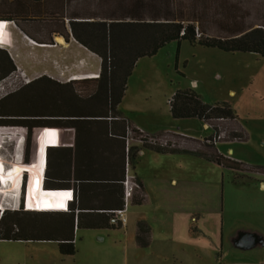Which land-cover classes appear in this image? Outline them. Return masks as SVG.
Wrapping results in <instances>:
<instances>
[{"label": "rangeland", "instance_id": "374dc122", "mask_svg": "<svg viewBox=\"0 0 264 264\" xmlns=\"http://www.w3.org/2000/svg\"><path fill=\"white\" fill-rule=\"evenodd\" d=\"M177 1L184 5L189 2ZM232 1L239 7L238 11L241 15L246 13L243 19L246 22L262 20L264 0ZM48 17H51L49 13L45 15V18ZM206 22L205 27L208 31H204L202 36L215 37L227 33L220 31L213 20ZM50 34L49 31H34L31 38L36 42L51 44ZM28 40L30 39L23 38L17 32L13 35V43L20 49L18 51L20 58L17 60L19 66L13 62L8 52L3 50L9 62L7 67L0 70V79L11 72L16 73V67H19L20 72L29 81L26 84L21 80L17 81L16 87L19 88L0 99V121H13L12 123L26 121L32 124V127L0 124V129L24 132L26 138L23 140V148L21 147V159L29 162H32L36 156L42 157L44 161L46 145L44 128L47 130L49 162L47 174L50 179L47 186L52 188L55 186H51V183H59L54 181L58 173L70 176L73 170L76 135L74 128L51 124V121H58L60 118L51 114H57L56 111L58 113L68 111L61 107L65 90L59 92L53 89L56 88L55 83L77 80H68V78L80 69L73 65L76 63L75 56L68 55V51L65 50L61 54L51 53V48L44 50L29 43ZM85 62L88 65L85 64L81 70L85 67L93 69L97 67L95 68V77H97L100 58L96 55L93 60ZM7 68L9 70L5 72ZM41 76L42 81L33 82L32 86L25 87ZM191 80H195L196 84L191 85ZM127 81V92L117 107L124 117L136 118L141 122L142 129L152 136L159 131L174 130L193 138L175 137L179 147H175L177 149L175 152H163L167 153L166 156L164 154L156 156L151 152L156 150L142 147L143 151L150 153L149 156L141 157L142 171H147L152 178L147 179L150 200L140 205L129 202L126 208L129 211L126 214L129 220L134 216L149 220L150 242L146 245L137 244L131 225L127 228L122 225L118 228L75 229L73 255L61 254L57 241L51 239H0V264H229L253 260V253L257 250L230 248L226 239L224 248L230 251L223 259H219V244L216 246L215 241H220L222 182L225 201L223 231L226 235L230 230L227 213L230 211V215L233 214L228 203V195H236L233 198L242 196L237 191L230 192V182L234 180L238 170L221 165L213 168V161L199 154H208V150L213 148L203 140L211 134V128H204L197 118H172L168 100L176 90L192 87L205 102L228 104L235 111L239 123L246 131L247 139L218 140L217 149L222 153H227L231 149L230 156L241 160L248 167L264 166V58L252 52H227L217 47L193 45L187 40L171 41L159 48L155 54L140 57ZM95 88V84L84 85L75 82L73 85L74 91L83 97ZM219 122L223 127L230 124L225 119ZM1 139V157L5 166L10 167L14 152V135H3ZM184 143L186 144L183 145ZM129 168L133 173L131 164ZM239 172L245 177L256 178L257 184L259 181L257 179L264 177L260 176L261 171L256 169ZM157 175L161 176L155 179ZM25 178L23 177V192L21 190L20 193L15 188L9 191L7 183L3 186L0 184V203L6 206L4 210L10 212L6 221L27 227L30 234H41L42 229L51 234V226L62 221L59 215L36 211L29 214L13 213L23 208L22 193H24ZM171 179H175L176 184L172 183ZM136 193L141 195L140 191ZM17 200L21 202L19 207L11 209L14 203L17 204ZM96 203L99 204L98 201ZM217 203L219 218L215 219L213 208H216ZM45 209H51V201L45 202ZM234 219L233 217L232 221ZM39 228L41 229L36 231Z\"/></svg>", "mask_w": 264, "mask_h": 264}, {"label": "trees", "instance_id": "16d2710c", "mask_svg": "<svg viewBox=\"0 0 264 264\" xmlns=\"http://www.w3.org/2000/svg\"><path fill=\"white\" fill-rule=\"evenodd\" d=\"M134 1L135 4L133 3L131 6L138 8L140 11L137 12L142 13L141 9L143 10L145 4L142 3V0ZM213 1H215L213 2V22L216 23L220 31L227 32L225 35L219 34L215 37L200 35L197 37L196 29L200 34L204 31H200V24L198 22V25H196V20L180 18H165L163 20L154 18L145 20L140 13H132L131 16L134 17L131 20L125 21L121 19L108 23L98 22L95 26L94 24H90L91 26L86 28L85 31H76L73 25L71 27L72 31H69V33L66 31L60 33L65 41L68 40L69 34H71L77 42L100 58V70L97 77L79 78L75 81L55 83L57 89L55 87L54 89L52 88L59 92L65 90L66 94L62 96L61 107L68 109V111L59 113L56 111L55 113L57 114H51L52 116L60 117L59 120L57 119L58 121H51V124L74 128L76 134L74 138L75 148L73 150L74 166L70 174L74 180L72 186L76 191V200L71 202L68 208L65 205L63 209H45L46 201L62 199L59 195L60 190L64 189L47 186V182L50 179L47 174L49 162L47 159L48 135L46 130L44 187L41 190V208L35 211L59 215L62 221L51 226V234L46 233L42 229L41 234L34 235L28 232L27 227L13 221H6L7 215L10 212L3 210L0 213V239H51L57 241L58 250L61 254L73 255L75 253V228L119 227V225L109 223V214L105 210L118 208L122 205L121 180L124 177L125 161L123 136L129 122L117 107L124 96L127 78L136 61L140 57L155 54L159 48L168 42H179L180 40H187L193 45L217 47L227 52H252L258 54L260 57H264V24L261 27L244 31L246 22L243 19H245V15L239 13V7L236 6L235 2L228 4L227 0ZM218 15H221V17ZM262 19L264 23V15ZM3 50L6 49H0V70L7 67L6 65L9 62ZM8 70L9 68L5 69V72ZM42 80L41 76L32 80V83L25 85V87L32 86L34 83ZM75 82L84 85L95 84L96 88L86 97H83L74 91L73 85ZM48 89L46 88V90ZM20 92L22 93V90ZM52 102L56 101L52 100ZM168 105L172 118H197L211 127V134L203 140L213 146L212 150L209 151L207 149L208 154L196 151L195 153L205 155L218 165L234 170L256 169L264 172V166L254 168L244 166L243 163L219 153L215 148V143L218 140L245 141L247 139L246 131L239 123L235 111L228 104L205 102L192 87H189L176 90L169 98ZM56 106L58 107V105ZM224 119L230 123L229 125L226 124L225 128L219 122ZM53 120L55 119L53 118ZM12 122L0 121V124H15L24 126L25 128L32 127V124L26 121ZM33 126L39 127L38 125ZM223 131L224 135L217 137ZM162 133L160 132L155 136H160ZM140 145L152 148L158 152H175L177 150V147L160 146L146 141ZM138 150L139 147L137 146L129 148L128 160L131 165L134 163ZM42 160V157L36 156L31 163L42 164ZM57 176L56 178L59 179L63 174L58 173ZM21 190L23 192V183ZM98 194H101L100 196L103 200L102 202H98L99 204L87 202L85 199L84 201L81 200L84 196L90 199L93 195ZM141 199L142 196L135 193L131 202L139 203ZM23 202L24 200L22 204ZM65 209L67 210L65 211ZM19 212L25 214L32 213V211L23 208L13 213L17 214ZM40 229H36V231ZM148 233V225L144 221H138L137 233L135 235L137 244H148Z\"/></svg>", "mask_w": 264, "mask_h": 264}, {"label": "crops", "instance_id": "0c3cea01", "mask_svg": "<svg viewBox=\"0 0 264 264\" xmlns=\"http://www.w3.org/2000/svg\"><path fill=\"white\" fill-rule=\"evenodd\" d=\"M188 1H189L188 4L184 5V3L177 0H142V3H144L145 6L143 10L141 9L142 13H140L137 12L140 11L138 8L131 6V4L133 3L135 4L134 0H4V2L0 0V21L6 22V26L3 29V31H5L3 48L7 50L13 62L17 66H19V64H17V60L18 58H20V55L18 54V51H20V49L17 44L13 43V35L15 34V32H17L18 34H21L23 38L31 39L32 42L36 43L34 45L38 47H39L38 44L45 45L44 47L40 46L39 48H43L44 50L51 48V53L59 52L61 54L63 53V51L65 52V50L68 51L69 53L68 55L75 56L76 63L73 65L76 66L77 69H80L76 72H73L71 76H74V78H93L96 75L95 70L97 69V67H95L96 69L85 67L84 70H81V68H84V65L86 64L85 62L86 60L91 61L94 58H96V55L90 52L83 45L78 43L71 36V34H69L68 40L65 41L60 33H62L63 31L69 33V31H72L71 27L73 25L76 31H85L86 28L91 26L90 24H94L95 26V24L98 22L108 23L111 21H117L121 19H124L125 21L131 20L134 17L131 16L132 13L133 14L140 13L145 20H151L154 18L160 20H163L165 18H175V19L180 18L186 20L192 19V20H196L195 22L196 25H198L197 23L199 22L201 27L200 31H208L205 25L207 24L206 22L207 20H213V0L211 1L188 0ZM227 2L228 4L234 3V1L232 0H227ZM208 7H210L211 10ZM262 11L264 15V10L262 9ZM48 13L51 15V17L45 18V15ZM10 16L14 18H11ZM12 19L13 21H11ZM263 24H264L263 19L259 22H252V23L246 22L244 31H248L255 27H261ZM34 31H49L51 33L50 34L51 44L44 42H36L32 40L31 36L33 35ZM57 38H60L61 41H58ZM256 55L260 57L258 54ZM80 61H83L84 63ZM86 65H88V63ZM127 83H126V89L124 95L127 92L126 91ZM195 84H196L195 80H191V85H195ZM125 118L132 126L138 127L140 129L143 128L141 122H139L136 118H128L126 116ZM201 123L204 128H211L207 123H203L202 121ZM166 131L169 133H182V132H176L174 130L173 131L165 130L163 132ZM158 133H160V131ZM184 135L186 138L193 139L191 136H187L186 134ZM185 144L186 143H184L183 145ZM131 145L139 147L136 158L134 160V163L131 165V168L137 181L141 185L140 193L142 199L139 203H136V205H140L150 200L149 192L147 189V179H152V178L148 175L147 171L144 170L142 171L143 167L141 166V159H142L141 157L149 156L150 153L147 154L146 151H143L144 150L142 149L143 146H141L139 143L133 142ZM215 148L217 149L216 143H215ZM217 151L223 155L229 156L231 159L235 161H239V162L241 161L239 159L232 158L230 156L229 153L231 149H229L227 153H222L218 149ZM151 152L152 153L154 152L153 154H156V156H162L163 154L164 156H166L165 154H167L158 151H151ZM138 156H140V158H138ZM171 156H176V155H171ZM198 158L202 159V157H198ZM216 165L218 164L213 162V168H217ZM244 166H246V164ZM242 172H239L238 170V172L235 173L234 180L230 182L231 183L230 192L237 191L238 194L242 196H237L233 198V196L236 195H231V194L228 195L229 196L228 203L230 204L233 210L232 215L235 219L232 221L233 217L232 215H230V211H228L227 220L230 221L231 227L229 225L230 230H228V233L226 235L224 234L223 231V222L225 216L224 213L225 201H224V184L222 182V197L220 203V211H221L220 241L219 242L215 241V244L216 246L219 244V250H220L219 259H223L224 256L227 255V253L230 251L229 249L224 248L225 239L230 244L229 246L230 248L233 249L237 248L239 250H249L254 248L255 250H257L255 253H253L254 254L252 256L253 260L231 262L229 264H262L264 263V177L261 179H257L259 180L257 184L255 180L256 178L251 176L245 177V175ZM259 175L264 176V172H260ZM160 176L161 175L159 176L157 175L155 179H158V177ZM221 176L223 178L224 176L223 172ZM54 181H57L59 183L56 184L51 183V186H55L52 188H64V189L73 187L72 184L74 182L73 177L71 175L66 176V174L59 179H54ZM171 182L176 184L175 179H171ZM100 195L101 194L93 195L92 198L87 199L85 198L86 196L85 194V196L81 200L84 201L85 199L87 202H97V201L102 202L103 200ZM131 203L135 204L134 202ZM65 205H66V201H64L63 199L51 201V209H55V210L63 209L65 208ZM128 211L129 209H126V213ZM213 212L215 219L219 218L218 203L216 208H213ZM138 221H144L148 225L149 227L148 243H149L150 230H151L148 222L149 220H144L143 218H141V216H134V218H131V220H129V217L126 214V222L124 227L127 228L128 226L130 227V225L133 227L134 239H135V235L137 233ZM75 229H79V228H75ZM87 229H102V228H87Z\"/></svg>", "mask_w": 264, "mask_h": 264}, {"label": "built area", "instance_id": "2783aa9c", "mask_svg": "<svg viewBox=\"0 0 264 264\" xmlns=\"http://www.w3.org/2000/svg\"><path fill=\"white\" fill-rule=\"evenodd\" d=\"M3 22V21H0ZM196 36L199 37L201 34L196 29ZM31 40V39H30ZM16 73L11 72L2 79H0V99L8 95L9 93L14 92L19 87H16L17 81L21 80L23 84L28 83L29 79L20 72L19 67H16ZM18 72V74H17ZM78 78L69 77L68 80H73ZM224 133L221 132L217 137L223 136ZM170 136L171 138H168ZM185 137L183 133H169L164 132L160 136H152L145 133L142 129L134 127L131 125L126 126L124 139V152H125V161H124V177L121 180L122 184V205L118 208L105 210L109 214V223L113 225H125L126 222V208L129 202H131L134 194L140 190L139 182L137 181L135 175L130 172V164L128 160L129 148L132 146L133 142L142 144L144 141L157 144L160 146H170L176 147L179 144L176 143L175 137ZM173 138V139H172ZM61 198L66 201V206L76 200V191L73 187L65 188L60 190Z\"/></svg>", "mask_w": 264, "mask_h": 264}, {"label": "bare ground", "instance_id": "6f19581e", "mask_svg": "<svg viewBox=\"0 0 264 264\" xmlns=\"http://www.w3.org/2000/svg\"><path fill=\"white\" fill-rule=\"evenodd\" d=\"M3 24L5 27L6 22H3ZM4 33H5V31H3V36L0 37V47L1 48L4 47L3 46V40H4V36H5ZM57 40L61 41L60 38H57ZM29 42L31 44L32 43L36 44L35 42H32L31 40ZM38 45H39V47L45 46L44 44H38ZM71 77L74 78V76H71ZM44 130H45L44 133L46 135V129L44 128ZM7 134L14 135V143H13L14 144V152H13L12 163H11L10 167H6L4 161L2 160V157H1L2 139L0 140V183H1V180L4 182L6 181L7 184L9 185V188H8L9 191H10V189L12 191L14 188L16 190H18V183L20 181V178L22 177V183H23V177L25 178V174H26V178L24 179V193H23L24 194L23 195L24 202H23V204L26 203L30 206H28L27 208H24V205H23V208L26 210H30V211L39 210L41 208L40 199L42 196V191H41L42 188H40L38 186H40V184H41V179L43 178V180H44L45 163L43 165H41V164H37V163L27 162L24 160L22 161V159H21L22 158L21 147H22L23 140H24V132L23 131L12 132V131H8V130L0 129V138H2L3 135L5 136ZM44 160H45V155H44ZM43 162H45V161H43ZM8 169H10V172L6 173V170H8ZM21 189H22V187H21ZM12 197H13V195H12ZM38 203H39V205H38ZM0 204H2V205H0V210H4L6 206L3 203H0ZM10 208L13 210L16 209V207H10Z\"/></svg>", "mask_w": 264, "mask_h": 264}, {"label": "clouds", "instance_id": "9594fccd", "mask_svg": "<svg viewBox=\"0 0 264 264\" xmlns=\"http://www.w3.org/2000/svg\"><path fill=\"white\" fill-rule=\"evenodd\" d=\"M3 22H5V21H3ZM25 138H26V136H25ZM24 138V139H25ZM23 148V147H22ZM23 150V149H22ZM21 155H22V152H21ZM45 161V160H44ZM45 162H43V164H44ZM10 172V169H8V170H6V173H9ZM7 182L5 181H2L1 180V185L3 186V185H5ZM21 187H22V177L20 178V181H19V183H18V193H20L21 192ZM43 187V178L41 179V184H40V188H42ZM18 193H17V196H18ZM20 201L19 200H17V204L16 203H14V207H19V205H20ZM28 206H30V205H28V204H26V203H24V208H27ZM67 208H68V206H67ZM65 210H67V209H65ZM3 210H0V213L2 212Z\"/></svg>", "mask_w": 264, "mask_h": 264}, {"label": "snow or ice", "instance_id": "6c2138e0", "mask_svg": "<svg viewBox=\"0 0 264 264\" xmlns=\"http://www.w3.org/2000/svg\"><path fill=\"white\" fill-rule=\"evenodd\" d=\"M3 28H4L3 22H0V37L3 36Z\"/></svg>", "mask_w": 264, "mask_h": 264}]
</instances>
